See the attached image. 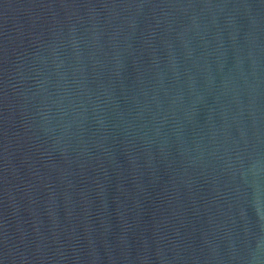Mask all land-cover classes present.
<instances>
[{
    "label": "water",
    "instance_id": "95a60500",
    "mask_svg": "<svg viewBox=\"0 0 264 264\" xmlns=\"http://www.w3.org/2000/svg\"><path fill=\"white\" fill-rule=\"evenodd\" d=\"M0 264H264V0H0Z\"/></svg>",
    "mask_w": 264,
    "mask_h": 264
}]
</instances>
